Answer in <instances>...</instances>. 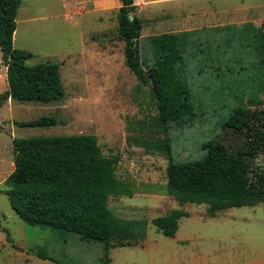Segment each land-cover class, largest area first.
<instances>
[{"label": "rangeland", "instance_id": "obj_1", "mask_svg": "<svg viewBox=\"0 0 264 264\" xmlns=\"http://www.w3.org/2000/svg\"><path fill=\"white\" fill-rule=\"evenodd\" d=\"M134 4L142 22V60L150 57L143 52L148 35L208 29L222 25L200 24L229 18L233 23L245 18L264 29V0H135ZM120 6V0H21L13 46L32 54L29 64L57 63L64 97L50 103L8 99L0 108V264H104L100 242L26 223L5 194L3 182L14 168V138L72 134L95 135L103 155L119 156L116 174L130 183L132 195L111 196L109 207L119 217L148 221L143 240L109 249L110 264H264V203L219 210L214 216L204 203L179 205L165 193L166 152L143 143L168 140L173 159L184 164L188 178L244 176L253 167L259 172L264 167V105L237 108L247 96L233 95L232 82L225 88L226 81L202 82L210 75L205 69L201 81L191 76L189 82L194 81L196 88L209 84L213 90L195 95L191 124L165 130L157 120L150 84L125 63L117 22ZM201 12L213 15L204 20ZM190 21L199 25L183 26ZM238 55L247 64L252 61L249 54ZM191 65L198 69L197 63ZM247 72L256 73L253 68ZM238 85L252 88L247 76ZM6 88L0 53V93ZM42 115H53L60 123L18 124ZM175 208L189 216L179 219L174 237H166L150 220Z\"/></svg>", "mask_w": 264, "mask_h": 264}, {"label": "trees", "instance_id": "obj_2", "mask_svg": "<svg viewBox=\"0 0 264 264\" xmlns=\"http://www.w3.org/2000/svg\"><path fill=\"white\" fill-rule=\"evenodd\" d=\"M120 1L117 22L125 43V63L138 78L150 84L157 102V120L165 130L191 124L196 114L195 95L200 97L202 92L213 90L209 84L196 88L192 86L193 80L189 82L191 76L201 81L205 69L210 75L202 82L226 81L223 88L232 82L233 95L247 96L237 108L250 110L264 105L263 25L247 22L148 35L143 39V52H148L150 57L142 60V22L135 14V0ZM20 4L21 0H0V53L7 82V88L0 93V108L8 99L50 103L64 97L59 65L48 60L29 64L32 54L13 46ZM239 42L243 43L242 47ZM240 52L249 54L252 61L244 62V57L238 55ZM192 62L199 65L196 71ZM252 68L256 73L247 75ZM242 74L245 76L241 77ZM246 76L252 88L240 89L238 84ZM59 123L53 115H42L18 124L49 127ZM12 143L14 168L3 183L10 206L23 221L100 242L104 264L111 262L110 248L135 245L145 238L147 220L119 217L109 207L111 196L132 195V189L130 183L116 174L119 156L103 155L95 135L31 136L14 138ZM143 143L166 152L165 193L179 205L204 203L207 213L214 216L219 210L264 203V167L259 172L253 167L247 175L238 177L188 178L184 164L173 159L168 140ZM187 216V211L175 208L150 222L164 236L174 237L179 219ZM36 255L49 258L40 252Z\"/></svg>", "mask_w": 264, "mask_h": 264}, {"label": "crops", "instance_id": "obj_3", "mask_svg": "<svg viewBox=\"0 0 264 264\" xmlns=\"http://www.w3.org/2000/svg\"><path fill=\"white\" fill-rule=\"evenodd\" d=\"M194 9L195 8H192L190 11H192ZM211 15H213V14H211ZM211 15H209L208 12H204V13H202L201 17H203L204 20H210L211 19V17H210ZM190 18H192V17H190ZM231 20H234V19H231ZM247 22H248V20H246L245 18H242V20H240V19H238L237 21L234 20V23H233V22H230V18H229L226 21H223V20L222 21L219 20V21H215V22L209 21L208 23L204 22V23H202L200 25L212 26V25H226V24H229V23L230 24L240 25V24L247 23ZM177 25H179V24H177ZM193 25H199V24L194 23L193 21H190V23L186 22L183 26H193ZM184 30H192V29H184Z\"/></svg>", "mask_w": 264, "mask_h": 264}, {"label": "water", "instance_id": "obj_4", "mask_svg": "<svg viewBox=\"0 0 264 264\" xmlns=\"http://www.w3.org/2000/svg\"><path fill=\"white\" fill-rule=\"evenodd\" d=\"M129 18H130V19H133V15H129Z\"/></svg>", "mask_w": 264, "mask_h": 264}]
</instances>
